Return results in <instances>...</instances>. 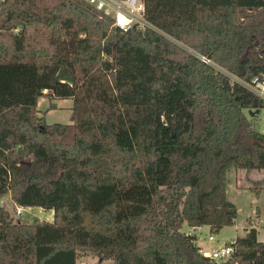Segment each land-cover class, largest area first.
<instances>
[{
    "label": "trees",
    "instance_id": "obj_1",
    "mask_svg": "<svg viewBox=\"0 0 264 264\" xmlns=\"http://www.w3.org/2000/svg\"><path fill=\"white\" fill-rule=\"evenodd\" d=\"M143 5L154 28L124 31L83 0H0V196L53 211L0 206V264H264L255 227L221 262L182 231L233 225L228 174L264 169L245 85L264 79V0ZM44 90L69 123L38 115Z\"/></svg>",
    "mask_w": 264,
    "mask_h": 264
},
{
    "label": "rangeland",
    "instance_id": "obj_2",
    "mask_svg": "<svg viewBox=\"0 0 264 264\" xmlns=\"http://www.w3.org/2000/svg\"><path fill=\"white\" fill-rule=\"evenodd\" d=\"M43 93L44 94L39 96L37 100V109H39L38 115L42 116L46 123H69L72 100L54 97L49 90H44ZM50 105L53 106L52 109H48ZM252 122L257 130L264 133V108L252 117ZM27 159L29 158L27 157ZM241 175L239 176L240 182L238 186L236 172H234L233 175H228L226 185L227 197L234 203L237 210L234 224L222 227L218 233L209 232V229L205 226L198 230L196 242L197 245H202L204 249L216 247L227 240V242H229L236 236L244 234L250 226L257 228L258 237L264 240V187L261 186L264 180L258 182L259 184L257 185L259 190L258 193H256L255 190L250 188V186H252L251 182L255 181L250 180L248 176L244 178ZM0 206L7 210L14 220L19 219L22 222L28 223H33L35 220L40 219L46 221L53 220L52 210H45L37 206H22L21 214L17 215L15 213L16 207L20 205L13 201L10 191L0 196ZM188 227L189 226L184 223L182 231H188ZM209 235H212L214 240L209 241ZM79 260L91 262L96 259L90 254H87L80 256Z\"/></svg>",
    "mask_w": 264,
    "mask_h": 264
},
{
    "label": "built area",
    "instance_id": "obj_3",
    "mask_svg": "<svg viewBox=\"0 0 264 264\" xmlns=\"http://www.w3.org/2000/svg\"><path fill=\"white\" fill-rule=\"evenodd\" d=\"M93 9L111 20L113 27H118L124 31L132 27L139 29L154 28L144 17L143 0H83ZM246 87L264 100V79H253L251 83H245ZM22 206L16 207L15 213L21 214ZM234 239V238H233ZM230 240V241H233ZM208 240H214L212 235ZM229 241V242H230ZM228 242L210 249L200 247L201 253L217 262L227 260L233 253V247Z\"/></svg>",
    "mask_w": 264,
    "mask_h": 264
},
{
    "label": "crops",
    "instance_id": "obj_4",
    "mask_svg": "<svg viewBox=\"0 0 264 264\" xmlns=\"http://www.w3.org/2000/svg\"><path fill=\"white\" fill-rule=\"evenodd\" d=\"M49 109V108H48ZM38 112H39V109H38ZM71 113V112H70ZM50 124V123H49ZM234 172H236L237 173V186L239 185V182H240V178H239V176L241 175V176H243L244 178L246 177V176H248V178L250 179V180H254V181H260V180H264V169H261V170H257V169H251V170H245V169H237V170H233V171H231L228 175H230V174H234ZM230 178V177H229ZM262 187H264V182H263V184L261 185ZM203 226H199V227H188L189 229H188V231H186L185 233H193V234H195L196 236H197V231L198 230H200L201 228H202ZM206 228H208V226H205ZM256 230H257V238H258V240H260V241H263L264 242V240H262V239H260L259 237H258V229L257 228H255ZM230 240V239H229ZM228 241V240H227ZM227 241H225L224 243H226ZM196 244H197V242H196ZM223 244V243H222ZM221 245V244H220ZM198 246L199 247H202V245L200 246L199 244H198Z\"/></svg>",
    "mask_w": 264,
    "mask_h": 264
},
{
    "label": "water",
    "instance_id": "obj_5",
    "mask_svg": "<svg viewBox=\"0 0 264 264\" xmlns=\"http://www.w3.org/2000/svg\"><path fill=\"white\" fill-rule=\"evenodd\" d=\"M203 60H204V61H207L206 58H204ZM248 113H249L250 116H254L255 114L258 113V109H256L255 111L249 110Z\"/></svg>",
    "mask_w": 264,
    "mask_h": 264
}]
</instances>
